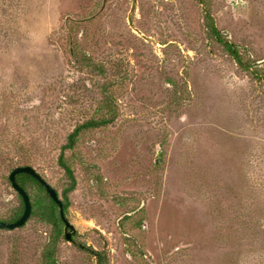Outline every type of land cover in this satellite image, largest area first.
<instances>
[{
  "label": "rangeland",
  "instance_id": "rangeland-1",
  "mask_svg": "<svg viewBox=\"0 0 264 264\" xmlns=\"http://www.w3.org/2000/svg\"><path fill=\"white\" fill-rule=\"evenodd\" d=\"M206 1L252 72L210 36L202 0H0L8 160L28 156L61 194L69 135L102 118L105 88L118 107L65 152L76 243L60 264H97L84 243L104 264H264V0ZM7 175L0 161L3 217L19 205ZM49 233L0 231V264H40Z\"/></svg>",
  "mask_w": 264,
  "mask_h": 264
},
{
  "label": "trees",
  "instance_id": "trees-1",
  "mask_svg": "<svg viewBox=\"0 0 264 264\" xmlns=\"http://www.w3.org/2000/svg\"><path fill=\"white\" fill-rule=\"evenodd\" d=\"M202 4L204 5V12L207 21L206 27L209 30L208 32L211 34L210 36H213L216 39V41L222 45L224 50L228 53V55H230L231 58L234 59V61L242 71L247 72L253 70L252 65L244 61L243 54L240 51V47L235 43L226 39L223 36V34L220 32V30L217 28L215 19L211 15L209 9V1L202 0ZM74 64L75 66L80 64L83 67L89 68L91 71H95L99 69L98 70L100 71L99 73H103L101 71V66L97 64L93 60V58H91L89 55L80 57L77 52L76 53L74 52ZM103 94H104V98L102 101V108H100L103 113L102 118H96V119L94 118L78 125L74 129V131L69 135L67 139V143L62 147L61 154L59 156V166L63 169L67 180L65 182L66 185L64 186L61 194H59L58 190L56 189L55 190L58 192L59 197L62 199L66 216L68 215L70 208V195L76 190L77 187V183H76L77 179L72 166L65 157V152L68 150H74L78 145L81 135L86 131L106 128L112 125L118 117L117 104L113 101V98L108 92L107 88L103 90ZM13 147L16 149L18 148L22 149L24 148V145L15 142ZM7 155H8L7 150L0 149V158H1L0 161L3 162L4 165L9 168V175H7L5 178L9 186L12 187L9 176L14 169L21 166H32L37 171L34 161L31 160L28 156H21L20 158L18 157L15 160L12 159L8 160L10 158H7ZM17 181L18 184L22 188H24V190L28 193L32 203V214L31 217L28 219L26 225L34 221V222H40L43 225L45 224L47 227L50 228V233L47 237V241L43 246V250L40 258V264H60L58 258L60 244L61 242L67 240L64 232L65 223L62 221L59 206L49 196L45 187L42 186L32 176L28 174H19L17 176ZM16 195L19 201L18 207H16V209L10 212V214L7 217L0 216V221L13 223L18 221V219L22 217L25 209L24 200L18 192H16ZM25 226H23L22 228H24ZM3 230L6 229H0V231ZM75 239L76 236H73V241L76 243ZM74 246L76 249H78L85 255L95 256L96 257L95 259H97V264L105 263L106 256H104L102 253H98V252L95 253L91 251L89 248H85L86 247L85 243L82 245L74 244ZM13 264L16 263L14 262Z\"/></svg>",
  "mask_w": 264,
  "mask_h": 264
},
{
  "label": "water",
  "instance_id": "water-1",
  "mask_svg": "<svg viewBox=\"0 0 264 264\" xmlns=\"http://www.w3.org/2000/svg\"><path fill=\"white\" fill-rule=\"evenodd\" d=\"M19 174H28L32 176L35 180H37L42 186L45 187L47 193L52 198V200L59 206L60 208V214L62 221L65 223V236L66 240L71 243H75L73 241V234L75 232L74 226L68 221V218L65 215L64 211V204L62 202V199L59 197L58 192L55 190V188L52 187L51 184H49L32 166H21L16 169H14L9 179L11 181L13 189L18 192L21 197L24 200L25 209L22 217L18 219V221L13 223L3 222L0 221V229H6V230H16L19 228H22L26 225L28 219L31 217L32 214V203L30 200V197L28 193L22 188L17 181V176Z\"/></svg>",
  "mask_w": 264,
  "mask_h": 264
}]
</instances>
